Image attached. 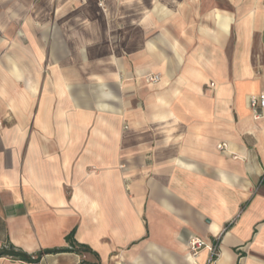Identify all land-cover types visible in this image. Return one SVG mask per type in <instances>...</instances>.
I'll return each instance as SVG.
<instances>
[{
	"label": "crops",
	"instance_id": "0c3cea01",
	"mask_svg": "<svg viewBox=\"0 0 264 264\" xmlns=\"http://www.w3.org/2000/svg\"><path fill=\"white\" fill-rule=\"evenodd\" d=\"M258 94L264 0H0V248L98 255L0 264H264Z\"/></svg>",
	"mask_w": 264,
	"mask_h": 264
},
{
	"label": "trees",
	"instance_id": "16d2710c",
	"mask_svg": "<svg viewBox=\"0 0 264 264\" xmlns=\"http://www.w3.org/2000/svg\"><path fill=\"white\" fill-rule=\"evenodd\" d=\"M73 236H74V230H72L70 233H68L65 236V239L69 243L70 247L45 249L38 252L34 257H31V255L23 252L20 249H17L12 244L8 243L6 246L0 248V257L9 256L23 261L33 262L37 260L39 257H41L43 254L60 252V251H71V252H76L78 254L91 253L94 256H96V258L98 257L97 253L94 252L88 245L76 242ZM78 264H100V263L98 261L91 263L86 259H81Z\"/></svg>",
	"mask_w": 264,
	"mask_h": 264
},
{
	"label": "built area",
	"instance_id": "2783aa9c",
	"mask_svg": "<svg viewBox=\"0 0 264 264\" xmlns=\"http://www.w3.org/2000/svg\"><path fill=\"white\" fill-rule=\"evenodd\" d=\"M150 81H157L158 76L157 75H151L148 77ZM249 106L252 109L254 113H257L259 109L264 108V95L263 94H258V95H253L249 99ZM224 144H218V148L223 149ZM189 249L191 252V255L195 257L198 253V251L204 247H206L209 251V259L208 261H212V259L216 256L217 254V247L215 244H206L204 240L198 237H192L188 241Z\"/></svg>",
	"mask_w": 264,
	"mask_h": 264
},
{
	"label": "rangeland",
	"instance_id": "374dc122",
	"mask_svg": "<svg viewBox=\"0 0 264 264\" xmlns=\"http://www.w3.org/2000/svg\"><path fill=\"white\" fill-rule=\"evenodd\" d=\"M147 80H148V76H147Z\"/></svg>",
	"mask_w": 264,
	"mask_h": 264
}]
</instances>
